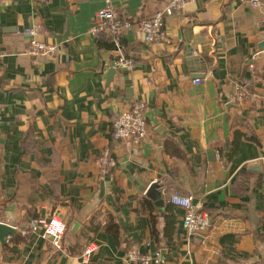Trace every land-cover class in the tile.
Returning a JSON list of instances; mask_svg holds the SVG:
<instances>
[{"label": "crops", "instance_id": "0c3cea01", "mask_svg": "<svg viewBox=\"0 0 264 264\" xmlns=\"http://www.w3.org/2000/svg\"><path fill=\"white\" fill-rule=\"evenodd\" d=\"M106 1L0 0V222L15 230L0 264H83L88 246L89 264H134L133 251L161 264H264V9L193 0L147 45L140 23L171 0H111L130 27L117 52L89 33ZM30 29L60 47L55 58L28 53ZM119 54L136 67L115 69ZM233 78L259 98L235 102ZM140 101L148 138L113 140V123ZM104 150L117 167L103 176ZM153 183L192 196L211 227L189 238L182 208L147 197ZM58 204L61 249L23 235Z\"/></svg>", "mask_w": 264, "mask_h": 264}, {"label": "built area", "instance_id": "2783aa9c", "mask_svg": "<svg viewBox=\"0 0 264 264\" xmlns=\"http://www.w3.org/2000/svg\"><path fill=\"white\" fill-rule=\"evenodd\" d=\"M41 1V0H40ZM193 0H171L169 5L163 11L157 12L151 20L140 23L139 30L143 36L145 44H154L162 42L166 39L165 30L167 20L177 13L184 10V6ZM246 6L255 10L264 9V0H240ZM130 28L129 25L122 21L119 11L111 0L106 1L105 6L99 10L95 18L94 24L89 28L90 35L95 39L100 37H108L114 41L116 51L122 49L120 45V37L123 29ZM38 31L30 29L24 33L29 39L28 53L37 58H55L59 53L60 47L52 43H44L37 39ZM115 69L132 70L136 67L135 60L119 54L117 59L113 61ZM251 70L255 68L253 64L249 66ZM202 81L196 80L195 83L200 85ZM229 84L233 91L236 102L254 101L259 98L257 94L251 92L248 88L249 80L246 78L231 79ZM145 104L138 102L126 112H122L112 126V138L115 141L131 142L138 145L144 139L148 138V128L144 116ZM2 158L0 156V164ZM97 166L101 174L108 175L117 167V160L112 157L108 150H104L103 154L97 161ZM262 177L264 179V158L260 160ZM162 199L164 203L174 207H180L184 210L182 217V225L189 238L200 236L211 227L212 221L209 214L202 211L199 206L194 204L192 196H183L178 192H168L162 189ZM66 207L58 204L56 208L47 218H34L30 220L22 230L24 236L41 232L44 239H50L51 244L57 249L62 248V241L66 234L67 225L65 222ZM94 253V248L88 246L82 254L83 264H89L90 258ZM127 259L134 264H161V258L156 255V259L150 254H141L133 251L127 255Z\"/></svg>", "mask_w": 264, "mask_h": 264}, {"label": "water", "instance_id": "95a60500", "mask_svg": "<svg viewBox=\"0 0 264 264\" xmlns=\"http://www.w3.org/2000/svg\"><path fill=\"white\" fill-rule=\"evenodd\" d=\"M193 52L194 50L192 48L185 49V53H186L185 56L190 62L192 61L197 62L196 58H193L192 56ZM114 72H115L114 70L111 71V73H114ZM146 195L154 203V205H156V207L163 208L165 206L163 199H162V187L159 184L153 183L150 186V189L147 191ZM14 233H15V230L12 227H9L8 225L0 222V243L2 245L5 244L7 237Z\"/></svg>", "mask_w": 264, "mask_h": 264}, {"label": "rangeland", "instance_id": "374dc122", "mask_svg": "<svg viewBox=\"0 0 264 264\" xmlns=\"http://www.w3.org/2000/svg\"><path fill=\"white\" fill-rule=\"evenodd\" d=\"M251 91V90H250ZM252 92V91H251ZM236 102V101H235ZM238 103V102H237ZM259 166H260V163H259Z\"/></svg>", "mask_w": 264, "mask_h": 264}]
</instances>
